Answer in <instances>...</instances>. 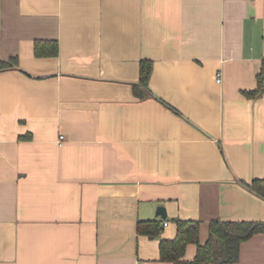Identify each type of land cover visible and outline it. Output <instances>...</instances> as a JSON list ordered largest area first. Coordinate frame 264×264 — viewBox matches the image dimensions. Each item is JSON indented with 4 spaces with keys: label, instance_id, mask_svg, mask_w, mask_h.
Returning <instances> with one entry per match:
<instances>
[{
    "label": "crops",
    "instance_id": "obj_1",
    "mask_svg": "<svg viewBox=\"0 0 264 264\" xmlns=\"http://www.w3.org/2000/svg\"><path fill=\"white\" fill-rule=\"evenodd\" d=\"M35 40L55 54H34ZM0 264H171L175 220L264 222V0H0ZM150 94L137 98L139 63ZM61 136V137H60ZM165 209V218L156 209ZM167 222L158 238L139 220ZM196 251L189 244L184 259ZM231 264H264V233Z\"/></svg>",
    "mask_w": 264,
    "mask_h": 264
},
{
    "label": "trees",
    "instance_id": "obj_2",
    "mask_svg": "<svg viewBox=\"0 0 264 264\" xmlns=\"http://www.w3.org/2000/svg\"><path fill=\"white\" fill-rule=\"evenodd\" d=\"M55 41L35 40L34 54L37 56L55 54ZM17 65L15 57L7 60L0 59V70ZM152 71L149 60L139 63V81L133 86V94L141 99L150 94L148 81ZM256 88L244 92L249 98L257 97L264 85V59L256 77ZM247 188L264 199V179L252 180L246 184ZM175 234L170 239H159V259L171 264H231L238 260L240 244L257 233H264V222L261 221H221L210 220L208 238L204 244H199L197 222L175 220ZM162 225L157 219L139 220L136 232L148 238H158ZM195 244L196 251L191 260L184 259L187 245Z\"/></svg>",
    "mask_w": 264,
    "mask_h": 264
},
{
    "label": "water",
    "instance_id": "obj_3",
    "mask_svg": "<svg viewBox=\"0 0 264 264\" xmlns=\"http://www.w3.org/2000/svg\"><path fill=\"white\" fill-rule=\"evenodd\" d=\"M156 215L160 216L161 218H165L166 214H165V209L162 206H158L156 209Z\"/></svg>",
    "mask_w": 264,
    "mask_h": 264
},
{
    "label": "built area",
    "instance_id": "obj_4",
    "mask_svg": "<svg viewBox=\"0 0 264 264\" xmlns=\"http://www.w3.org/2000/svg\"><path fill=\"white\" fill-rule=\"evenodd\" d=\"M247 1H252V0H247ZM61 137V136H60ZM167 225V222H163L162 223V226H166Z\"/></svg>",
    "mask_w": 264,
    "mask_h": 264
}]
</instances>
